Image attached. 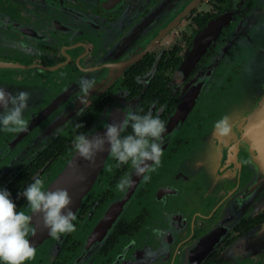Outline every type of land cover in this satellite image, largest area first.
Here are the masks:
<instances>
[{"label": "flooded vegetation", "instance_id": "obj_1", "mask_svg": "<svg viewBox=\"0 0 264 264\" xmlns=\"http://www.w3.org/2000/svg\"><path fill=\"white\" fill-rule=\"evenodd\" d=\"M85 76L94 81L86 107ZM0 88L29 92L27 130L0 132V187L20 210L18 192L35 176L48 189L77 132L111 116L123 125L129 111L159 115L166 129L159 164L101 241L87 246L128 195L117 181L134 175L110 152L75 230L49 235L24 264H264V182L238 201L258 177L243 124L264 95V0H0ZM129 132L130 122L121 135Z\"/></svg>", "mask_w": 264, "mask_h": 264}, {"label": "clouds", "instance_id": "obj_2", "mask_svg": "<svg viewBox=\"0 0 264 264\" xmlns=\"http://www.w3.org/2000/svg\"><path fill=\"white\" fill-rule=\"evenodd\" d=\"M77 87L80 93L79 102L85 107L88 106L92 102L89 92L94 87L93 79L81 77ZM28 99L27 91L13 93L0 88V132L27 130ZM129 122L131 132L121 135ZM217 127L220 132L228 130L219 124ZM74 128H83V123L78 121ZM103 128L102 134L91 136L85 132H77L71 142L75 154L91 162L96 153L103 151L107 145L108 151L117 161V166L130 163L135 175L143 174L146 170L151 171L159 164L162 134L166 130L165 123L159 115L129 111L123 125L105 123ZM143 178L147 180L148 176L144 175ZM44 183L43 178L35 176L22 192H18L17 197L23 196L28 211L17 208L10 192L0 187V264H24L35 255V248L29 239L35 232L30 213L39 212L42 215L43 224L52 237L75 230L73 221L76 216L69 207L71 197L67 190L62 188L48 190ZM131 184V176L125 175L117 181L115 188L125 190Z\"/></svg>", "mask_w": 264, "mask_h": 264}, {"label": "water", "instance_id": "obj_3", "mask_svg": "<svg viewBox=\"0 0 264 264\" xmlns=\"http://www.w3.org/2000/svg\"><path fill=\"white\" fill-rule=\"evenodd\" d=\"M224 21V16L218 18L201 34L199 38L200 46L196 47V52H199L202 44L207 43L212 36H214L215 32L223 25ZM105 123L121 125V123L115 120L113 116H111ZM104 125L105 124L97 127L95 131L90 132L88 135L102 134L104 131ZM243 132H245L244 135L246 141L250 146L253 164L257 169L258 177L254 182V185L248 187L246 193H244L238 201H243L246 197L250 198L252 196L251 193L252 191H255L256 186H261L264 182V95L261 97L259 103L245 116ZM108 153L107 145H105L104 150L97 152L91 162L82 159L74 153L72 159L63 168L55 181L48 187V190H55L57 188L66 189L68 195L71 197L69 207L75 212L88 190L92 179L99 172L100 165ZM142 175L143 174H134L128 195L123 199L113 202L108 207L103 217L95 224L89 235L87 246H90L99 240L101 241L104 233L112 228L124 205L134 192V189L138 186ZM31 224L34 226L35 232L30 235L29 239L35 248L39 242L45 240L50 234L48 229L44 226L42 215L39 212L31 215Z\"/></svg>", "mask_w": 264, "mask_h": 264}, {"label": "rangeland", "instance_id": "obj_4", "mask_svg": "<svg viewBox=\"0 0 264 264\" xmlns=\"http://www.w3.org/2000/svg\"><path fill=\"white\" fill-rule=\"evenodd\" d=\"M245 262H251V261H241V263H245ZM256 264H259L258 262L259 261H254ZM203 263V261H194V264H202Z\"/></svg>", "mask_w": 264, "mask_h": 264}, {"label": "trees", "instance_id": "obj_5", "mask_svg": "<svg viewBox=\"0 0 264 264\" xmlns=\"http://www.w3.org/2000/svg\"><path fill=\"white\" fill-rule=\"evenodd\" d=\"M210 264H221V262L211 261Z\"/></svg>", "mask_w": 264, "mask_h": 264}]
</instances>
